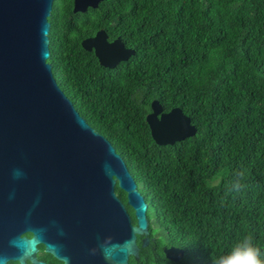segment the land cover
I'll use <instances>...</instances> for the list:
<instances>
[{
	"label": "trees",
	"instance_id": "obj_1",
	"mask_svg": "<svg viewBox=\"0 0 264 264\" xmlns=\"http://www.w3.org/2000/svg\"><path fill=\"white\" fill-rule=\"evenodd\" d=\"M73 5L54 0L48 62L148 204L149 234L138 235L139 255L128 264H212L248 233L264 249V0H103L85 12ZM101 28L134 54L103 66L82 46ZM154 100L164 111L181 108L196 133L158 144L147 122ZM238 177L240 190L225 195ZM171 246L182 249L178 260L167 257Z\"/></svg>",
	"mask_w": 264,
	"mask_h": 264
},
{
	"label": "water",
	"instance_id": "obj_2",
	"mask_svg": "<svg viewBox=\"0 0 264 264\" xmlns=\"http://www.w3.org/2000/svg\"><path fill=\"white\" fill-rule=\"evenodd\" d=\"M101 1L74 0L73 11L85 12ZM53 4L0 0V256L15 261L21 253L10 241L24 237L19 242L27 249L26 233L40 235L43 229L45 251L52 254L48 245H56L69 264H128L139 255L138 235L149 234L148 204L122 155L80 114L54 76L48 62ZM82 46L109 68L134 54L121 38L110 41L104 29ZM151 108L147 122L158 144L196 133L181 108L164 111L158 100ZM14 169L23 176L15 179ZM149 241L144 237L143 246ZM126 242L130 247H116L111 261L104 258L102 245ZM37 253L36 264H48ZM165 253L178 260L183 251L171 246Z\"/></svg>",
	"mask_w": 264,
	"mask_h": 264
},
{
	"label": "clouds",
	"instance_id": "obj_3",
	"mask_svg": "<svg viewBox=\"0 0 264 264\" xmlns=\"http://www.w3.org/2000/svg\"><path fill=\"white\" fill-rule=\"evenodd\" d=\"M23 176V172L19 169L13 170V177L19 179ZM241 188L240 178H236L231 181L227 187L225 195L233 191H239ZM43 229L40 230V235L36 230H31L30 245L27 249L21 248L20 239L14 238L10 241L13 247L20 249V255L15 258L14 264H36V260L33 259V255L39 250V245L44 240L41 238ZM63 234V233H61ZM104 258L108 261L113 259V251L116 247H120L123 251L130 247V242H126L123 246H107L102 245ZM48 250L59 258L60 264H69L67 257H60L58 255V249L56 245H48ZM95 253V249L92 250ZM0 264H9V259L4 256H0ZM212 264H264V249H261L256 242L254 234L248 233L238 240L231 248V250L225 254L212 257Z\"/></svg>",
	"mask_w": 264,
	"mask_h": 264
},
{
	"label": "flooded vegetation",
	"instance_id": "obj_4",
	"mask_svg": "<svg viewBox=\"0 0 264 264\" xmlns=\"http://www.w3.org/2000/svg\"><path fill=\"white\" fill-rule=\"evenodd\" d=\"M73 7H74V5H73ZM102 29V28H101ZM99 30V29H98ZM97 30V31H98ZM96 31V32H97ZM96 34V33H95ZM94 34V35H95ZM91 36H93V35H91ZM88 37H90V36H88ZM85 38H87V37H85ZM84 38V39H85ZM110 40V39H109ZM114 39H112V40H110V41H113ZM45 253H47L46 251H45V246L42 248V244H40L39 245V250H38V253H37V256H38V258L40 259V260H44V261H46L48 264H52V262L51 261H49V256H47V259H43V258H41V256L43 255V254H45ZM49 255H52V254H50V253H48ZM53 256V255H52ZM54 257V256H53ZM53 260H57V261H59V259H57L56 257H54L53 258Z\"/></svg>",
	"mask_w": 264,
	"mask_h": 264
}]
</instances>
